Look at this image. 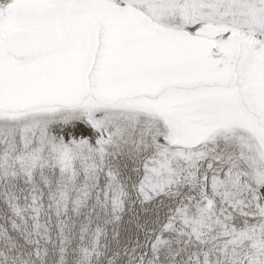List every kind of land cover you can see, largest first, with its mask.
<instances>
[{"label": "snow or ice", "instance_id": "6c2138e0", "mask_svg": "<svg viewBox=\"0 0 264 264\" xmlns=\"http://www.w3.org/2000/svg\"><path fill=\"white\" fill-rule=\"evenodd\" d=\"M0 264H264V0H0Z\"/></svg>", "mask_w": 264, "mask_h": 264}]
</instances>
